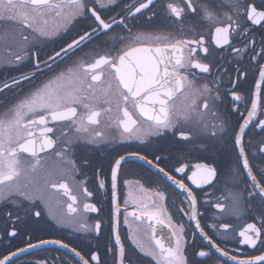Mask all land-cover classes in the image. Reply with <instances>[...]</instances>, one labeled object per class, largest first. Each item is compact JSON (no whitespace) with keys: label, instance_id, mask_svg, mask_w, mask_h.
<instances>
[{"label":"snow or ice","instance_id":"snow-or-ice-1","mask_svg":"<svg viewBox=\"0 0 264 264\" xmlns=\"http://www.w3.org/2000/svg\"><path fill=\"white\" fill-rule=\"evenodd\" d=\"M157 20L163 26H154ZM81 22L62 46L46 50L49 41ZM96 40L101 43L84 50ZM0 49V68L15 70L0 77V240L8 244L0 264H17L21 254L46 244L79 260L36 264H137L120 233L122 213L127 239L155 264H202L197 258H211L213 249L228 258L213 264H264V136H249L250 128L264 133V0H0ZM77 51L81 55L56 70ZM245 63L257 72L247 101L238 88L248 76ZM45 70L50 75L40 79ZM197 71L212 78L198 82ZM225 97L232 101L227 110L221 107ZM169 133L184 153L175 157L172 171L156 154L161 148L151 158L141 151L117 153L107 174L95 169L98 189L107 185L111 193L114 243L103 255L63 239L33 242L26 225L39 223L45 213L75 231L103 234L101 207L78 200L94 196L87 177L77 179L83 168L93 167L88 158L77 160L79 149L124 141L151 147L154 138ZM193 152L202 154V162H185ZM132 157L180 191L176 207L191 222V233L169 212L167 193L146 189L139 180L123 181L144 194L130 190L121 208L118 183ZM185 180L208 197L203 204L218 210L215 222L202 224L200 195ZM88 212L97 214L91 223ZM249 213L251 220L243 222ZM226 217L242 223L225 222ZM197 234L207 245L190 256L189 237L194 241ZM20 236L24 245L13 247ZM215 236L259 254L222 247Z\"/></svg>","mask_w":264,"mask_h":264},{"label":"flooded vegetation","instance_id":"flooded-vegetation-1","mask_svg":"<svg viewBox=\"0 0 264 264\" xmlns=\"http://www.w3.org/2000/svg\"><path fill=\"white\" fill-rule=\"evenodd\" d=\"M160 15L161 16L163 15L162 10L160 11ZM188 20L189 22H194L195 18L189 17ZM154 26L161 27L163 25L160 23L159 20H157ZM82 27H83V22L78 23L75 25V27L72 28L71 33L52 39L46 44V50L51 51L52 49H58L60 46L64 44L66 40L70 38L71 35H74ZM117 31H120V29H117ZM100 43H101L100 40H96L92 43H89L84 50L87 51L89 48L94 47L95 44H100ZM2 53L3 50L0 49V54ZM78 55H81L80 51H77L76 55H72L70 57L65 58L64 63L59 64L56 70H59V68L64 67V64H70L71 61L74 60ZM216 55H220V53L217 52ZM225 66L227 67V65ZM243 67L248 71V76L247 79L240 81L238 88L239 91L243 93L245 97V101H247L252 91H254V81L257 79V72L254 66H250L247 63H245ZM10 73L14 75L15 70L0 68V77H6ZM196 74L199 76L198 82H204L212 78L208 74H201L198 71ZM215 74L216 73L214 70L213 76ZM48 75H50V73L47 70H45V72L40 76V79H43ZM25 87L26 88L30 87V85H25ZM225 87H227V84H225ZM231 103H232L231 98L225 97L224 104L221 106L222 109L227 110L230 107ZM241 103L243 104L244 102ZM240 110L244 111L245 109L242 106ZM231 118L235 123L237 119L236 115H232ZM249 136L253 141H256L261 136H264V133H261L259 129L252 130L250 128ZM154 148L163 149L162 152H157L156 154L164 157L162 166L166 167L168 171H172L173 167L177 166L175 157L177 155H184V153L181 151V145L176 143L175 138H173V136L170 133L164 137L154 138L151 147H146L145 145H142L138 141H124V142H118L114 146H107V147L102 146L100 148H92L91 150L84 148L79 149L77 160H80L82 158H88L91 160L93 167L83 168L82 175L77 176V179L84 180L85 177H87L86 186L90 191L94 193V196L92 198H85L81 195L78 197V200H82L84 202L96 203L99 207H101L102 209L101 215L104 218L103 234L97 236L95 233H85V232L75 231L73 228L61 224H57L56 221L52 220V218L47 216V214L45 213L44 219L40 220L39 223L28 222L26 225V229L33 235V242H35V239L37 237L42 239H63L65 240V242L71 243L72 246L77 247L79 250H82L85 253L91 250H100L103 255L106 246H113L114 243L113 239L109 235V231H110L109 213L111 209V193L107 185H106V190L103 192H101L98 189L96 184L95 169L102 168L104 173L107 174L109 161L117 153L124 154L125 152L141 151L150 155L151 151ZM202 158L203 157L201 153L193 152L187 156L185 162L189 163L190 165H193L195 163L202 162ZM229 159H230L229 156L227 155L224 156V158L222 159V164L226 165ZM257 163H260V161H257ZM173 174L177 175L178 178L182 175L176 173ZM124 180H133V181L139 180L146 189L159 188L165 191L168 197L167 207L169 212L173 215L176 221L184 223L187 232L191 233V231L193 230L191 226V222L187 221V218L183 217L176 207V204L179 202L181 198L180 191L176 189L175 185H173L172 182L168 180L163 173L158 172L157 169L153 168L151 165H148L146 162L142 160H138L135 157L130 158L122 168L120 182L118 183V188H117V195L119 197L122 209L124 207V201L127 198V194L130 190L134 191L136 195L144 194L141 193L139 188L136 186H131L130 189V186L124 185L123 184ZM185 182L189 183V185L193 187V190L196 191L198 195H200L201 206L199 210L202 213V221H201L202 224H204L205 222L207 223L215 222L213 216L215 213L218 212V210L214 209L210 204H203V200L207 199L208 197L202 195L201 190L191 185L190 181L185 180ZM217 187L219 188L220 186L218 185ZM203 191L212 192L213 189L205 187ZM216 195H220V193L217 191ZM128 207L129 210H131L134 207V205L129 203ZM85 215L88 217L90 223L97 218L96 213L88 212ZM251 218H252V213H249L248 216L245 218V221L243 222L250 221ZM129 219L131 221V218ZM225 222L233 223L234 225H240L242 223V221H239L236 218H232V217H226ZM120 233L122 238L124 239L129 255L132 257L133 260L137 261V264H155V261H153L152 258L146 257L142 253H139V251L136 250L135 247L131 244V241L127 239L128 226L123 223V213L121 215ZM209 234L213 235L211 230H209ZM214 238L217 239L218 243H221L222 247H225L227 249H235L236 247H239L242 251L248 252L249 254L252 255L259 254L256 250L251 249L250 247L244 245H238L236 240H230L228 242H224L218 236H215ZM11 244L13 247L23 246L24 236H20L16 239H13L11 241ZM206 245H207V241L202 240V237H200L199 234H197L194 241L191 239V237H189V244H188L189 255L191 256L193 250H198L201 246H206ZM7 247L8 244L0 240V251L6 250ZM213 252L214 255L211 258L198 257L197 260L201 261L202 264H213V262L217 258L225 261L228 260L227 257H221L220 254L215 252L214 249ZM70 258L79 260L78 257L74 256V254L69 252L67 249L61 248L57 244H46L34 249H30L28 252L21 254L16 259H17V264H36V261L41 259H46L51 262L58 260L67 261ZM107 259L111 261L112 255L108 254ZM228 264H232V262L228 261Z\"/></svg>","mask_w":264,"mask_h":264}]
</instances>
